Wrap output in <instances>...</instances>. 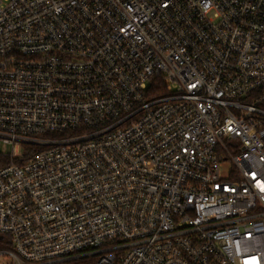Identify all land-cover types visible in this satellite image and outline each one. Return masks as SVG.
Instances as JSON below:
<instances>
[{
    "label": "built area",
    "instance_id": "obj_1",
    "mask_svg": "<svg viewBox=\"0 0 264 264\" xmlns=\"http://www.w3.org/2000/svg\"><path fill=\"white\" fill-rule=\"evenodd\" d=\"M0 264H264V0H0Z\"/></svg>",
    "mask_w": 264,
    "mask_h": 264
},
{
    "label": "rangeland",
    "instance_id": "obj_2",
    "mask_svg": "<svg viewBox=\"0 0 264 264\" xmlns=\"http://www.w3.org/2000/svg\"><path fill=\"white\" fill-rule=\"evenodd\" d=\"M6 150H8V149H6ZM226 167H227V166H223V167H222V171H225V170H226Z\"/></svg>",
    "mask_w": 264,
    "mask_h": 264
}]
</instances>
